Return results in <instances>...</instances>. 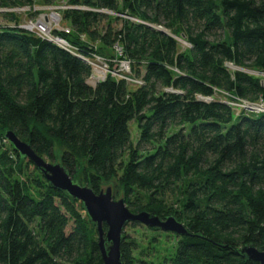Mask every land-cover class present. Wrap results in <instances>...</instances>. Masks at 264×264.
Masks as SVG:
<instances>
[{
  "label": "trees",
  "instance_id": "16d2710c",
  "mask_svg": "<svg viewBox=\"0 0 264 264\" xmlns=\"http://www.w3.org/2000/svg\"><path fill=\"white\" fill-rule=\"evenodd\" d=\"M35 2L0 0V264H103L83 203L8 130L97 193L186 224L146 227V244L124 232V264H258L239 252L264 250V111L233 103L264 107V0H65L70 32L54 33L71 50L8 11ZM97 56L130 72L91 85Z\"/></svg>",
  "mask_w": 264,
  "mask_h": 264
},
{
  "label": "water",
  "instance_id": "95a60500",
  "mask_svg": "<svg viewBox=\"0 0 264 264\" xmlns=\"http://www.w3.org/2000/svg\"><path fill=\"white\" fill-rule=\"evenodd\" d=\"M45 17L48 19L47 16ZM150 26L165 34H170L162 27ZM22 27L29 30L26 26ZM86 60L92 63L90 60ZM246 108L257 109L253 105H248ZM6 137L13 144L15 150L39 168L53 187L67 192L72 198L83 203L99 233V248L103 264H124L121 250L123 235L127 225L132 222H139L151 228H160L178 236L190 235L186 224L175 216L163 218L149 211L133 212L126 204L125 199L114 197L112 187L97 193L92 187L76 181L61 162L48 161L40 156L31 143L20 139L14 131L8 130ZM104 225L107 226V230H104ZM239 253L248 260L264 264V250H259L252 244L242 247Z\"/></svg>",
  "mask_w": 264,
  "mask_h": 264
},
{
  "label": "rangeland",
  "instance_id": "374dc122",
  "mask_svg": "<svg viewBox=\"0 0 264 264\" xmlns=\"http://www.w3.org/2000/svg\"><path fill=\"white\" fill-rule=\"evenodd\" d=\"M65 8H69L65 0H59L54 5H48L46 3V0H36L35 5L33 7L30 5H25L23 7H14L13 9H8V11L17 12L20 15L22 26H26L28 24L29 25L36 24L42 17L47 16L48 19L52 23L53 29L54 28L56 29L59 27L69 28L68 27L69 24L62 18L63 17L62 10ZM35 11L36 13L32 14ZM53 15L57 16V20L53 19ZM7 23L9 22L5 20L4 17L0 16V25H6ZM157 27H162L163 29L167 30L164 26H157ZM167 31L169 32V30ZM178 40L180 41L183 47H187L190 45L185 37H179ZM116 49L121 53V49L119 47H116ZM107 55L109 54L107 53ZM92 65H93L94 70H93L92 76L89 78V81H88L91 85H96L97 82L101 79H104L107 73H109L110 71H113L114 75H122L123 72H130L129 62L124 61V60L120 62L119 60L118 62L117 60H115L114 65L109 66L104 58H102L101 56H97L95 60L92 61ZM229 66L232 69H237L233 64H230ZM233 104L240 108H246V106L250 105L249 103H242V104L233 103ZM253 106L257 108L256 111H259V109H262L261 111H264L263 110L264 107L262 105L256 104ZM132 132H133L134 139L137 140L139 138V134L137 131L136 123H132ZM146 227L147 226L143 225L137 229L138 232H134V229L131 227V223H130L127 225L124 232H128L130 236L132 237L143 238L144 240L143 243L146 244V242L149 239V237L147 236L152 233L150 230L146 229ZM165 232H168V231H165ZM174 243H175V239L173 238L170 241H164L162 250L164 251L166 247L171 246Z\"/></svg>",
  "mask_w": 264,
  "mask_h": 264
},
{
  "label": "built area",
  "instance_id": "2783aa9c",
  "mask_svg": "<svg viewBox=\"0 0 264 264\" xmlns=\"http://www.w3.org/2000/svg\"><path fill=\"white\" fill-rule=\"evenodd\" d=\"M26 27L30 28L31 31L35 32L40 37L53 41L66 49L71 50L70 48H73V46L67 40L54 33L55 28L53 29L51 21L45 17H42L38 23L31 25L28 24ZM56 29L65 31L67 33L70 32V28L67 27H59Z\"/></svg>",
  "mask_w": 264,
  "mask_h": 264
},
{
  "label": "bare ground",
  "instance_id": "6f19581e",
  "mask_svg": "<svg viewBox=\"0 0 264 264\" xmlns=\"http://www.w3.org/2000/svg\"><path fill=\"white\" fill-rule=\"evenodd\" d=\"M53 19L57 20V16L56 15H53ZM28 30V29H27ZM30 30V28H29ZM31 31V30H30Z\"/></svg>",
  "mask_w": 264,
  "mask_h": 264
}]
</instances>
